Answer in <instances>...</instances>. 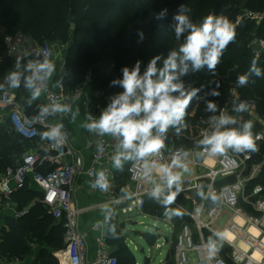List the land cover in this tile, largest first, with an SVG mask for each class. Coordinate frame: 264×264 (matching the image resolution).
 <instances>
[{"label":"built area","instance_id":"built-area-1","mask_svg":"<svg viewBox=\"0 0 264 264\" xmlns=\"http://www.w3.org/2000/svg\"><path fill=\"white\" fill-rule=\"evenodd\" d=\"M243 19L261 25L264 23V10L258 13L245 11L238 17L237 24ZM253 50L256 57L261 58L264 40L253 44ZM5 53L11 62L19 64L15 72L20 73L21 82L19 87L10 86L0 93V124L9 135L28 141L33 147L20 157L14 167L0 172V214L10 210L14 219L25 216L29 208L18 210L13 196L28 186H34L41 193L37 201L57 223L63 225L65 247L56 256L59 264H91L86 260V240L78 231L80 211L73 207L76 181L85 173L90 189L97 190V167L115 163L114 157L122 149V137H95L92 142L93 157L86 168L82 158L70 146L66 125L53 120L59 117L68 120L73 116L74 103L87 93L85 90L90 88L91 78L87 77L74 92L67 91L63 81L52 87L49 77L34 81V88L41 89L40 94L45 95L44 102L49 104L51 110L56 105L65 110L52 111L50 119L40 115L30 117L19 99L32 96L34 90L25 87V79L32 75L28 65L45 60L51 63L52 45L17 33L6 39ZM89 98L88 95L83 103L88 111ZM195 110L191 117L195 115ZM221 114L236 119V124L225 127L240 129L244 124L243 115L236 113L229 105L221 108L218 116ZM90 121H97V118L90 114ZM57 127L60 135L56 138L46 136L39 139L41 132L49 133ZM213 129L211 119L184 124L179 130L168 129L165 135H170L173 140L167 141L163 137V147L159 151L143 157L135 155L128 167L131 185L125 189V195L111 200L124 221L132 220L133 216L149 215L145 212V206L147 198L151 196L166 202L189 219L178 225L171 212L163 217L149 215L170 226L172 231V236L165 239V244L170 246L168 255L160 264H264V186L257 184L252 187V183L262 174L264 160L254 162V155L249 150L236 152L228 149L223 154L206 151L199 141ZM254 140L264 143V133L256 134ZM174 160H179V164L173 165ZM165 166L170 167L174 175L185 169L193 172L179 177L169 186L159 171ZM157 187L159 194L153 195ZM174 195L179 196L182 202ZM169 196H173L170 201ZM226 215H229V219L223 230L217 231L216 225ZM228 232L234 234V244L227 242ZM209 237L217 241L211 242ZM99 245L95 264H118V259L105 246L104 240H100ZM160 247L157 246L158 249ZM192 256L196 257L195 262ZM0 264L25 263L20 259H5L0 253Z\"/></svg>","mask_w":264,"mask_h":264},{"label":"trees","instance_id":"trees-1","mask_svg":"<svg viewBox=\"0 0 264 264\" xmlns=\"http://www.w3.org/2000/svg\"><path fill=\"white\" fill-rule=\"evenodd\" d=\"M181 5L190 10L188 15L197 25L210 14L227 17L234 25L236 35L215 69L204 67L193 72L190 68L186 77L179 78L190 100L182 123L169 129L179 130L184 124L208 121L218 116L228 100L236 102V97L230 95L231 86L238 93L237 104L246 102L264 114V53L257 58L250 47L254 39L264 40V23L257 25L243 19L237 24L242 9L257 6L263 11L264 0H0V28L7 36L23 33L39 43L54 41L68 45L65 63L68 76L63 80L66 90L74 92L90 77L94 97L89 104V113L100 118L112 99L123 92L119 84L113 83L122 79L123 68L131 70L139 61L140 74L143 75L150 61L157 56L160 57L157 67L161 68L169 53L177 51L176 46L178 48L184 42L187 32L179 40L174 33L173 17ZM163 9H167L166 15L161 20L155 19ZM137 13L143 15L148 25L147 38L141 39ZM170 42L172 44L168 46ZM10 65L11 60L0 48V93L10 84L6 79ZM208 73V79L194 82L195 78H207ZM241 77L246 79L244 85L238 84ZM19 99L28 108L26 111L30 117L37 116L32 114L35 110L48 107L50 115L43 116L51 118L52 110L48 103L32 99L29 95ZM210 103L216 106L215 111L208 110ZM195 108V115L191 117ZM236 113L245 116V111ZM254 130L251 129L252 134ZM45 134L41 132L39 139L45 138ZM164 137L167 141L173 140L170 135L164 134ZM256 145V151H249L254 155V162L263 161L264 143ZM32 146L18 136L9 135L0 124V170L14 167ZM257 184L264 186V168L252 187ZM174 197L182 200L177 195ZM39 198L41 193L34 186L14 194L17 209L29 208V212L19 219L12 216L4 218L7 225L0 241V253L5 259L25 260L31 252V245H38V258L32 264H59L55 254L65 247L63 225L53 219L37 201ZM145 212L160 217L171 212L178 225L189 221L155 196L147 198ZM144 237L150 244H155L158 239L151 234ZM209 240L217 241L211 237ZM107 241L118 264H136L116 222L109 224Z\"/></svg>","mask_w":264,"mask_h":264},{"label":"clouds","instance_id":"clouds-1","mask_svg":"<svg viewBox=\"0 0 264 264\" xmlns=\"http://www.w3.org/2000/svg\"><path fill=\"white\" fill-rule=\"evenodd\" d=\"M189 11L185 5H181L179 12L173 17L175 38L179 40L185 32L188 33L179 47V52L171 51L161 68L157 67L160 57L153 58L143 75L140 74L139 61L131 70L128 67L123 68L122 79L113 82L119 84L123 92L112 99L99 120L84 125L89 131H97L100 135L122 137L120 147L124 151H118L114 157L117 167L122 157L130 158L132 153L143 157L163 147L164 134L169 127L182 123L190 100V96L183 90V84L179 82L180 76L187 74L190 68L193 72L204 67L215 69L224 50L235 39V27L227 17L210 14L197 25L191 21ZM166 13L167 9L161 10L155 15V19L161 20ZM140 36L142 39L143 34L140 33ZM28 69L32 75L25 79V87L33 89L34 81L51 76L54 65L45 60L43 63L29 64ZM6 79L12 87L20 86V73L10 72ZM245 83L244 77L239 78L238 84ZM40 92L41 89L35 87L32 99L39 97ZM247 108V103L242 101L234 104L233 110L244 112ZM63 110L65 109L59 105L52 108V111ZM208 110L215 111L216 106L210 103ZM48 111V107L42 108V113L46 114ZM211 120L214 122L213 131L199 141L206 151L211 154H223L228 149L236 152L257 150L251 121L245 122L242 129H237L225 127L236 124V119L232 116L221 114L211 117ZM45 135L56 138L60 135L59 127L53 128ZM178 164L179 160L173 161V165ZM159 171L169 186L179 178L172 174L170 167H161ZM102 187L106 188L107 184H102ZM159 191L157 187L153 195H158ZM168 199L170 201L173 196Z\"/></svg>","mask_w":264,"mask_h":264},{"label":"crops","instance_id":"crops-1","mask_svg":"<svg viewBox=\"0 0 264 264\" xmlns=\"http://www.w3.org/2000/svg\"><path fill=\"white\" fill-rule=\"evenodd\" d=\"M51 63L54 65V71L49 79L51 86L55 88L65 79V77L68 76V71L62 61L59 62L57 60L56 62H53L52 60ZM85 92L87 93H85L84 97L74 103V114L72 117L68 120H64L59 117L53 121L66 125L69 132L70 146L82 158L84 166L88 168L94 153V148L92 146L93 139L100 134L97 131H89L86 127H84L85 124L91 123V121L90 113L88 109L84 107L83 103L88 99V95L90 96L92 90L88 88ZM36 99L44 102L45 95L40 94ZM102 136L109 138L112 135L105 134ZM120 151L124 150L121 149ZM127 160L128 158L125 159L122 157L119 167H117L115 163L97 167V190L90 189L89 178L85 173L81 174L76 181L75 192L73 194V207L80 211L78 215V231L86 240V260L91 264H95L97 260V254L100 249V240H104L105 246L111 250L107 241L109 224L111 222H116L119 230L121 231V235H124L125 229H120V224L124 222V220H121L118 207L112 204L111 200L116 197H122L125 195V189H127V187L129 188V186H125L124 183L121 182L122 173L120 171L122 165L128 162ZM179 171H190V174L193 172L191 169ZM101 174H103V178H101ZM104 183L107 184L106 188L102 187V184ZM12 214L13 213L10 210L3 211L0 214V220H4L6 216H12ZM143 217L153 218L149 215H145ZM228 219L229 215H226L219 224L225 226ZM142 235L144 236L145 234ZM123 237L125 239V245L129 249L126 243V235ZM146 240L148 241L147 238ZM57 254H59V252H57L55 256H57ZM191 259L193 262L196 261V257L194 256H192Z\"/></svg>","mask_w":264,"mask_h":264},{"label":"rangeland","instance_id":"rangeland-1","mask_svg":"<svg viewBox=\"0 0 264 264\" xmlns=\"http://www.w3.org/2000/svg\"><path fill=\"white\" fill-rule=\"evenodd\" d=\"M260 2H262V0H260ZM257 8L258 7L256 6L251 9L250 8L242 9L240 16L243 15L245 11H251L254 13L261 12V10ZM137 14L139 17L140 33L143 34L144 38H147L149 34L148 25L146 24L145 19L143 18V15H140L139 13ZM247 21H250V20H247ZM7 38H9V36L4 34L3 30H1L0 28V48L3 49L4 52H5V42ZM259 40L261 39H257V38L254 39L250 47L253 49V44H256ZM44 43H49L50 45H52L53 55H52L51 61L53 60V62H56L58 60L59 62L60 61L64 62V64L66 63V58H67L68 49H69L68 45L62 44L61 42H54V41H45L42 44ZM171 44L172 43L170 42L168 46H170ZM254 48H257V47L254 46ZM175 49L177 50V52H179V47L177 48L176 46ZM254 54H255V51H254ZM17 65L19 64L11 62V65L8 68L7 74L9 75L10 72H15L16 70H18L19 67H17ZM208 75L209 73L206 74L207 78L205 76L201 78H195L194 82H199L200 80L202 81V79L206 80L208 79ZM183 76L186 77L187 75L185 74ZM183 76H180V78H182ZM10 86L11 85L9 84L7 88ZM231 88L232 89H230V95L232 96L234 95L236 97V102L233 103L228 100V102L225 103L224 105H229L234 108V104H237L239 98H238V93L235 92L236 90H234L235 88L233 89L232 86ZM93 97H94V93L91 92L89 100L91 101ZM22 106L24 107L25 111L28 110L25 104H23ZM32 114H37L40 116H43V115L48 116L50 115V112L48 111V113L45 114V113H42V110L37 109L35 110V113H32ZM91 115L99 119L97 116L93 114ZM243 117H244V123H245V119L246 121L252 122L253 124L252 128L255 129L253 134L256 135L260 132L264 133V114H261L257 110L256 106L254 105L248 106L247 110L245 111V116ZM240 129H242V126H240ZM134 157H135V154H132L131 157L128 158L127 160L128 162L123 164L120 170L122 173L121 182H123L125 186H130V183L127 178L126 167L130 165ZM262 157L264 158V154L262 155ZM0 172L2 171L0 170ZM176 175L177 176L190 175V171H183V172L179 171L177 172ZM119 216L121 220H123L124 217H122L120 214ZM126 222L136 223L135 225L127 226L124 232V235H126V243L131 253L134 256L136 263L137 264H160L162 263L166 259L169 249H170V246L165 244V239L172 236V231H171L170 226H167L162 221H157L153 218L143 217V216H133L131 221L129 220ZM6 225L7 224L4 220H0V241H1L4 231H6V228H5ZM223 228L224 226L222 224H217L215 227L217 231H221L223 230ZM142 234L155 235L158 237V240L155 244H150ZM158 245L161 246L160 247L161 249L157 248ZM142 249H144V252H142ZM38 252H39V246L31 245V252L29 256H27L25 260H23V262L26 264L27 263L32 264L33 261H35L38 258Z\"/></svg>","mask_w":264,"mask_h":264},{"label":"bare ground","instance_id":"bare-ground-1","mask_svg":"<svg viewBox=\"0 0 264 264\" xmlns=\"http://www.w3.org/2000/svg\"><path fill=\"white\" fill-rule=\"evenodd\" d=\"M226 238H227V239H226L227 242H229V243L234 244V243L236 242L234 234H232V233H230V232L226 233ZM60 256H61V255H60Z\"/></svg>","mask_w":264,"mask_h":264},{"label":"water","instance_id":"water-1","mask_svg":"<svg viewBox=\"0 0 264 264\" xmlns=\"http://www.w3.org/2000/svg\"><path fill=\"white\" fill-rule=\"evenodd\" d=\"M136 223H132V222H122L121 224H120V229L121 230H124V229H126V227L127 226H130V225H135ZM143 252V251H142Z\"/></svg>","mask_w":264,"mask_h":264}]
</instances>
